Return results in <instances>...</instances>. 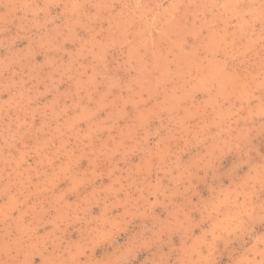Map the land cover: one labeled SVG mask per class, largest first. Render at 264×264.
I'll list each match as a JSON object with an SVG mask.
<instances>
[{"label":"rangeland","instance_id":"rangeland-1","mask_svg":"<svg viewBox=\"0 0 264 264\" xmlns=\"http://www.w3.org/2000/svg\"><path fill=\"white\" fill-rule=\"evenodd\" d=\"M0 264H264V0H0Z\"/></svg>","mask_w":264,"mask_h":264}]
</instances>
